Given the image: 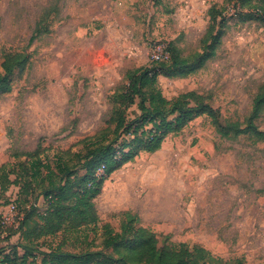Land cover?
Segmentation results:
<instances>
[{
  "label": "rangeland",
  "instance_id": "obj_1",
  "mask_svg": "<svg viewBox=\"0 0 264 264\" xmlns=\"http://www.w3.org/2000/svg\"><path fill=\"white\" fill-rule=\"evenodd\" d=\"M225 3L0 0V66L7 54L26 50L30 55L14 72L12 90L0 94V171L19 170L17 163L38 149L58 174L68 167L83 175L78 155L85 142L112 135L115 109L129 119L138 114L137 104L118 97L126 92L127 74L153 63L155 43L168 52L176 47L183 56L199 50L209 9L220 10ZM46 8L49 31L30 43ZM228 12L212 58L187 76L169 70L159 77L168 99L189 91L203 95L224 124L245 121L264 84V10L236 16L231 6ZM256 123L264 130V113ZM41 187L32 181L28 197L22 196L41 211L30 229L47 224ZM18 196V184L0 185V249L21 241L10 236L19 228L2 222ZM93 202L96 225L74 230L66 220L55 236L40 238L38 250L20 264L40 263L48 244L71 252L101 249L105 226L120 231L125 211L136 214L161 245H200L225 261L264 264V142L246 135L223 137L207 115L168 135L156 152H141L107 176Z\"/></svg>",
  "mask_w": 264,
  "mask_h": 264
},
{
  "label": "trees",
  "instance_id": "obj_2",
  "mask_svg": "<svg viewBox=\"0 0 264 264\" xmlns=\"http://www.w3.org/2000/svg\"><path fill=\"white\" fill-rule=\"evenodd\" d=\"M252 2L253 0H226L220 10L212 6L209 9V25L201 39L199 50L183 56L178 48L172 47L167 61L153 62L127 74L129 83L126 92L118 97L127 105L137 104L138 114L129 119L121 108L115 109L112 135L85 142L83 152L78 155L82 160L81 169L85 170L83 175L79 176L68 167L64 174H58L50 162L40 157L38 149L28 154L26 161L17 163L18 171L1 169V186L10 182L20 186V197H17L16 203L23 214L19 230L10 233V236L19 234L21 241L13 247L0 249L1 264L27 262L33 251L38 250V240L55 236L66 220H70L69 228L74 230L84 223L96 225L99 219L93 199L100 193L105 178L141 152H156L168 135L178 133L198 116L207 115L223 137L246 135L254 141L264 142V130L256 123L264 113V84L255 95L252 111L246 120L228 121L225 124L203 95L189 91L168 99L159 87V77L164 72L171 70L187 76L200 69L216 54L217 47L222 42L223 29L229 21L227 14L231 6L235 8L236 16L260 15L264 10V0H261V5H253ZM50 12L48 8L42 12L30 43L49 31ZM29 56L25 50L4 57L0 66V94L12 90L13 74L28 62ZM102 166L104 173H99ZM10 174L15 175L13 181ZM30 181L42 186L40 194L48 203V207L42 211L47 216V224L39 229L37 223L30 229V224L34 214L41 211L22 197L24 194L28 197ZM21 202L25 205L21 206ZM19 247L22 253L18 251ZM8 249L9 253H6ZM61 249L48 244L47 250L41 253V262L32 264H246L241 258L225 261L200 245H161L156 234L141 225L140 218L131 211L122 213L120 231L115 232L109 225L105 226L101 249L82 252Z\"/></svg>",
  "mask_w": 264,
  "mask_h": 264
},
{
  "label": "built area",
  "instance_id": "obj_3",
  "mask_svg": "<svg viewBox=\"0 0 264 264\" xmlns=\"http://www.w3.org/2000/svg\"><path fill=\"white\" fill-rule=\"evenodd\" d=\"M169 57H170L169 52L164 45L158 43L153 44L152 54H151V58L153 62L167 61ZM99 173H104V166H102L99 169ZM22 218L23 216L19 211L16 203V199L14 198L10 201L9 205L6 207V211L2 213V222L4 224L13 223V226L16 229H18L22 221ZM6 253H9V251ZM0 259H2V257Z\"/></svg>",
  "mask_w": 264,
  "mask_h": 264
},
{
  "label": "crops",
  "instance_id": "obj_4",
  "mask_svg": "<svg viewBox=\"0 0 264 264\" xmlns=\"http://www.w3.org/2000/svg\"><path fill=\"white\" fill-rule=\"evenodd\" d=\"M19 236V234H17ZM1 264V263H0Z\"/></svg>",
  "mask_w": 264,
  "mask_h": 264
}]
</instances>
